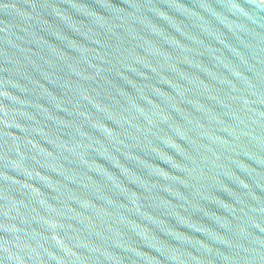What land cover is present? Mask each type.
<instances>
[{"label":"water","instance_id":"water-1","mask_svg":"<svg viewBox=\"0 0 264 264\" xmlns=\"http://www.w3.org/2000/svg\"><path fill=\"white\" fill-rule=\"evenodd\" d=\"M0 264H264V0H0Z\"/></svg>","mask_w":264,"mask_h":264}]
</instances>
